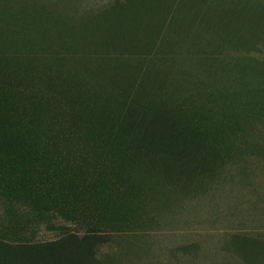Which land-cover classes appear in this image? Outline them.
<instances>
[{
	"label": "rangeland",
	"instance_id": "rangeland-1",
	"mask_svg": "<svg viewBox=\"0 0 264 264\" xmlns=\"http://www.w3.org/2000/svg\"><path fill=\"white\" fill-rule=\"evenodd\" d=\"M0 264H264V0H0Z\"/></svg>",
	"mask_w": 264,
	"mask_h": 264
},
{
	"label": "trees",
	"instance_id": "trees-1",
	"mask_svg": "<svg viewBox=\"0 0 264 264\" xmlns=\"http://www.w3.org/2000/svg\"><path fill=\"white\" fill-rule=\"evenodd\" d=\"M139 86L137 87V91H138ZM150 97L151 96L148 95V97H146L145 99L141 100L139 103H135V100L133 99V101H131L130 104H129V109L132 110V111H137L136 109L140 110L142 108V110H144L146 112L150 111L151 110L150 106L152 105L153 101H155V100H153ZM169 107H171L170 104H168L167 102L161 101V107L158 109V111L160 113L164 112L163 115H165L166 114L165 111L169 112V110H168Z\"/></svg>",
	"mask_w": 264,
	"mask_h": 264
}]
</instances>
